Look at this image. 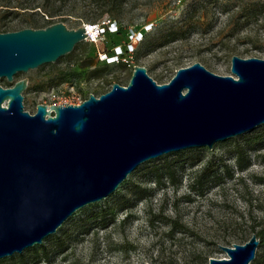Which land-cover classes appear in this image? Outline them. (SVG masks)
Returning <instances> with one entry per match:
<instances>
[{
	"label": "rangeland",
	"instance_id": "1",
	"mask_svg": "<svg viewBox=\"0 0 264 264\" xmlns=\"http://www.w3.org/2000/svg\"><path fill=\"white\" fill-rule=\"evenodd\" d=\"M258 1L219 0L205 11L192 12L201 0H128L117 15H104L94 24L87 9L63 12L67 13L65 26H95L97 37L76 44L55 62L19 72L9 84L27 80L23 107L33 114L37 104L77 105L89 94L100 96L113 84L126 86L134 66L146 68L158 84L169 82L178 69L196 62L212 74L229 76L232 56L264 59V12L248 19L239 13L241 3ZM34 18L42 24L40 14ZM17 19L0 33L23 29ZM108 20L116 22L115 33L108 28ZM171 31L178 37H167ZM139 33L143 38L137 41ZM128 45L134 49L131 53H126ZM116 52L122 54L114 61ZM59 72L65 78L54 83ZM2 81L5 78L0 85L6 87ZM247 134L250 131L215 142L211 149H185L180 157L167 154V160L180 161L176 183L164 180L161 186L155 185L147 175L151 165L141 164L104 200L75 211L40 243L47 245L48 239L64 234L62 253L38 258L29 248L0 259V264L20 262L22 255L25 264H208L210 258H227L220 246L245 244L264 229V148L243 152L250 163L244 171L236 169L234 159L233 146L242 144L241 137ZM207 169L217 170L219 179L204 194H189V182ZM135 185L151 190L152 195L137 199L130 208L117 207ZM104 207L114 211L104 226L90 224L85 232L76 228L78 220ZM255 252L263 253V249L257 247Z\"/></svg>",
	"mask_w": 264,
	"mask_h": 264
},
{
	"label": "water",
	"instance_id": "2",
	"mask_svg": "<svg viewBox=\"0 0 264 264\" xmlns=\"http://www.w3.org/2000/svg\"><path fill=\"white\" fill-rule=\"evenodd\" d=\"M86 26L61 22L0 33V79L55 62L86 40ZM229 76L201 63L181 67L165 84L134 66L119 83L78 105L23 107L26 79L0 85V259L40 245L75 211L104 200L141 164L207 147L264 125V59L230 58ZM259 245L220 246L250 264Z\"/></svg>",
	"mask_w": 264,
	"mask_h": 264
},
{
	"label": "trees",
	"instance_id": "3",
	"mask_svg": "<svg viewBox=\"0 0 264 264\" xmlns=\"http://www.w3.org/2000/svg\"><path fill=\"white\" fill-rule=\"evenodd\" d=\"M127 1L128 0H0V29L7 26L12 19L17 18L18 23L23 25L24 28H45L53 23H64L67 19L66 14L76 9L79 11H85L87 9V12L90 14V22H92L91 24H94L98 19L103 18L104 15L112 17L117 15ZM218 1L219 0H201V2L197 4L195 2V6L192 7V12L199 10L205 11L211 4L215 5ZM239 6V13L246 19L257 16L260 12H264V2L260 0L258 2L241 3ZM66 11L67 13L63 14V12ZM39 14L40 18L43 20L42 24L38 19L34 18L35 15ZM108 21L109 23L111 22L110 20ZM110 25L115 26L114 30H117L115 21L110 23L108 28H110ZM5 31L6 30L3 32ZM167 37H178V35L176 31H171ZM142 38L143 34H141L140 40H142ZM147 46L148 42L144 47ZM92 74L94 77L98 76L96 73ZM64 76L65 74L63 72H59L55 77L56 80L54 83L62 82L65 78ZM2 83L6 87L12 85L6 81H2ZM241 143L242 144H236L233 146V151L235 153L234 159L236 160V169L238 171H244L250 165L249 159L243 157V152H247V150L250 149L264 148V125L260 128V131L251 130L250 134L241 137ZM181 154H183V152L172 153L170 155L180 157ZM166 158V156H163L157 160H151V162H148L151 166L148 169L147 175L153 180L155 185L161 186L164 180H169L172 183H176L178 180V177L176 176V163L180 161L177 160L178 158L176 160H167ZM157 161H162V163L156 164ZM231 176L232 175H229V177ZM219 177L220 174L217 173V170L216 172H212L208 169L201 171L199 175L189 182V194L194 193L199 196L204 194L205 189L209 185L215 183ZM127 194L128 195H125L117 202V207L124 206V208H130L132 206L131 204L137 199H146L152 195L151 190L141 188L138 185L129 189ZM113 212V208L111 207H104L97 211H90L86 217L77 221L76 228L80 231L84 230L85 232L90 224L104 226ZM63 236L65 235L63 234L62 237L59 235L53 236L48 239L49 243L47 245L40 244L39 247L31 248L30 251L33 256L38 258H41V256L43 258H48L49 255L62 253L66 241ZM256 238L259 240L258 248L263 249V253L255 252V258L250 264H264V229L258 231ZM22 257V262H19L18 259H16L10 264H25V258L23 255Z\"/></svg>",
	"mask_w": 264,
	"mask_h": 264
},
{
	"label": "bare ground",
	"instance_id": "4",
	"mask_svg": "<svg viewBox=\"0 0 264 264\" xmlns=\"http://www.w3.org/2000/svg\"><path fill=\"white\" fill-rule=\"evenodd\" d=\"M86 26V25H85ZM95 26H91V27H86V34H88L87 39H91V38H96L97 35L99 34L96 27Z\"/></svg>",
	"mask_w": 264,
	"mask_h": 264
},
{
	"label": "built area",
	"instance_id": "5",
	"mask_svg": "<svg viewBox=\"0 0 264 264\" xmlns=\"http://www.w3.org/2000/svg\"><path fill=\"white\" fill-rule=\"evenodd\" d=\"M109 29H111L112 31V33L115 31L114 29H115V26H113V25H110V28ZM140 37H141V33H139V36H138V39H137V41H139L140 40ZM128 47H129V50H127V52L126 53H131L132 51H133V47L132 46H130V45H128ZM122 54V52H120V53H115V55H114V61H116L118 58H119V55H121ZM80 104V103H79ZM78 105V104H77Z\"/></svg>",
	"mask_w": 264,
	"mask_h": 264
}]
</instances>
